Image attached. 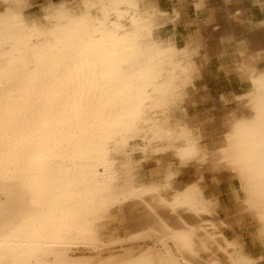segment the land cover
I'll use <instances>...</instances> for the list:
<instances>
[{
    "label": "bare ground",
    "instance_id": "obj_1",
    "mask_svg": "<svg viewBox=\"0 0 264 264\" xmlns=\"http://www.w3.org/2000/svg\"><path fill=\"white\" fill-rule=\"evenodd\" d=\"M215 1L226 31L213 47L191 34L179 48L159 31L198 24L184 0L167 13L155 0L48 1L40 18L26 12L30 0H0V264H257L223 234L202 182L235 176L264 252V24L262 38L238 42L240 13ZM232 43L250 88L240 114L209 116L225 131L212 145L181 101L200 62ZM136 152L156 159L157 174L167 157L175 168L136 183ZM190 167L194 178L176 184ZM130 202L141 207L138 229L104 238L105 221Z\"/></svg>",
    "mask_w": 264,
    "mask_h": 264
},
{
    "label": "rangeland",
    "instance_id": "obj_2",
    "mask_svg": "<svg viewBox=\"0 0 264 264\" xmlns=\"http://www.w3.org/2000/svg\"><path fill=\"white\" fill-rule=\"evenodd\" d=\"M213 1H214V8L216 9V7L219 6V8L221 10L220 4L217 3L215 0H213ZM34 3H37L38 6L32 8V1L30 0V6L26 12L28 13L29 17L40 18L42 16V8L46 5L47 2L42 1V0H40L39 2H36V0H35ZM178 3L179 2L177 0V4L175 6H177ZM208 3H209V0H208ZM194 4H195V2H193V5ZM181 7H183L185 9L184 3H181ZM161 11H163V10H161ZM217 11H219V10H217ZM162 13H167V11H163ZM215 14H216V11L213 10V8H210L208 10V16L205 19H203V20L197 19L198 24L197 23H191V25L192 24L196 25V26L193 25L194 27L191 29H195L197 31L191 32L188 35L192 34L191 36H194V37L199 36L203 40L207 41V43L210 47H213L214 43L216 42V38H218L217 37L218 33L216 31L219 29V27H218L216 31L214 30L215 29L214 26L217 25L215 23L216 22L215 21ZM188 24H190V23H188ZM214 24H216V25H214ZM166 25L167 24H165V26ZM170 25H172V24H170ZM202 25L210 26L212 31L209 28V30H207L206 34L204 33L203 36H201L198 30L200 29V26H202ZM165 26H163L161 28L162 32L159 31V35L161 37H164L165 35L169 34V32H167V31H170V30L163 29ZM179 32L181 34H183V32L181 30H179ZM187 33H188V29H187ZM210 43H213V44L210 45ZM180 46L181 45L178 44L177 47H179V48L184 47V46H181V47ZM216 53L218 54L219 51H216L215 54ZM200 63H202V61ZM199 66H200V64H199ZM192 88H194V86L190 87V89L188 88L189 91H191ZM189 91L187 90V93H186L187 96L185 95V97L181 101L183 110L187 114H189L190 116L197 117L198 119L200 118V121L204 124L205 131L207 133L206 137L209 138L210 144H212V145L218 144L223 139L225 131L217 124L214 125L213 127H210L211 122L209 123V119H208L209 116L213 115L214 111L218 110V109H220V110L222 109L224 111H229L235 115H238L244 109V104H243L244 102L242 101V104H240L241 103L240 101L242 99L236 98L238 103L226 105V101L223 98V96H220L218 98V102H217L215 96L212 97V99H210V97L208 95H206L204 97L209 100V103H207V104L205 103V104L197 106L195 104L194 97H191L193 95V92H189ZM155 160L156 159H154V158L144 157L137 152L135 153L134 165L137 166V168L139 169L138 171L136 170V172H135L136 183L137 182L140 184L147 183V182H150V181L160 177L165 172V169L168 166H170V169H172V170H174V168H175L173 160L170 157H167L164 159V161L162 163V168L160 169L161 173L157 174L158 169L155 166L156 165ZM193 178H194V169H193V167H190L187 170L181 169V171L178 173V175L175 179V182H176V184L183 186L187 182V180L189 181ZM204 180L206 183H210V182H218L219 183V182L223 181V182H225V184H232V185L237 186V189L239 191L238 180L235 178V176L227 174V173L219 175L218 177H216V179H215V176L213 177L211 174L205 173L204 174ZM1 197L2 196L0 195V199H1ZM242 197L243 196H242L240 191H239V194L236 190L232 191V200L234 202L233 203V209H235L238 214L240 213L237 216V218H236V212L231 213L232 222H229L230 219H228V214H230L229 209H227V211L224 210L223 211L224 215L221 216V213L217 209L218 203L215 206L216 211L223 218V221L225 223L223 227L227 229L225 231L223 228V229H221V231L223 232V234L227 238L231 237L233 235H236V234L238 236H240L241 240L237 236H235L233 238H228V239H235L238 242L240 241L242 245H243V242H245L246 243V246H245L246 251H251L252 253H256V252H260V250H261V253L263 255V261L260 264H264V252H263V249L261 247L260 242L257 241V239L255 237L257 225H256L255 220L251 217L250 213L247 210L245 211V209H242L243 208V198ZM207 198H211V200H213L215 198V196L211 195ZM229 206H230L229 202L227 201L226 197H224V203L222 204V208L224 209L225 207H229ZM140 212H141V207L139 205H137L135 202H130L129 204H127L121 212L114 211L113 215L111 216V220H110V218L107 219L102 226L103 237L108 238L111 235H113V236H125V235L137 230L138 228L136 227V222H137V220H139L138 216H139ZM247 212H248V214H247ZM139 223H140V225L145 226V222L143 220L139 221ZM116 231H117V234H114ZM229 232H231V234ZM152 244H153L152 241L146 242V245L151 246ZM250 257H252V256H250ZM252 258H254V257H252Z\"/></svg>",
    "mask_w": 264,
    "mask_h": 264
},
{
    "label": "crops",
    "instance_id": "obj_3",
    "mask_svg": "<svg viewBox=\"0 0 264 264\" xmlns=\"http://www.w3.org/2000/svg\"><path fill=\"white\" fill-rule=\"evenodd\" d=\"M32 1V8L38 6L37 3H34L35 0ZM40 0H36V2H39ZM45 2L53 1V0H42ZM61 1V0H60ZM157 6L159 9L163 11H171L173 6L177 4V0H155ZM259 4V5H258ZM264 0H231L230 4V12L236 13L239 12L240 14L237 16L239 25L233 24L231 25L232 29L234 28L233 32L237 36L238 42L245 41L247 42V39H256L260 37L261 34H259V29L262 24H264ZM185 5V13L186 16L190 21H193L194 19H205L208 16V8H214V1L209 0L208 7L198 10L194 12V6L192 0H184ZM219 11L215 14V23L218 25L219 29L216 31L217 37L224 31H226V28L229 26L226 22V18L223 14V11L220 10L219 7H216ZM223 15V16H222ZM226 23V24H225ZM185 20H181L180 22L176 23L175 25L167 24L163 29H168L170 31L167 36H173L176 45L180 44L181 46L185 45V41L187 38V35L191 32L197 31L193 28L195 24H188ZM225 24V25H224ZM241 25V26H240ZM196 26V25H195ZM226 26V28H225ZM238 26V27H237ZM237 27V28H236ZM242 27V28H241ZM211 29L210 26L202 25L200 26V29L198 30L200 35L203 36V34L207 32V30ZM188 29V33H187ZM225 29V30H224ZM243 29V30H242ZM181 30L183 34L179 32ZM212 31V29H211ZM247 32V33H246ZM241 35V36H240ZM163 37V38H165ZM240 37V38H239ZM217 40V38H216ZM213 43H210L212 45ZM180 46V47H181ZM235 43H232L231 45H227L226 47V53L219 57L218 54H210V58L207 61H203L200 63V69H199V76L194 80V88H192L191 91L193 92V95L191 97H194L195 104L197 106L202 104L209 103V100L206 99L204 96L208 95L210 99L215 96L216 101L218 102V98L220 96H223V98L226 101L227 104H233L238 103L236 98L238 96H243L246 92L249 90L250 84L247 82L245 83L243 80L235 71H234V65L236 56H235ZM264 46V42H263ZM264 57V53H263ZM230 64V65H229ZM264 66V61L261 64ZM201 73V74H200ZM236 73V74H235ZM248 84V85H247ZM248 89V90H247ZM202 185L204 186V194L209 197L211 195H214L217 199L218 203V211L221 213V216H223V211H227V209L230 210V214H228L229 222H232L231 219V213L236 212L235 209H233V200H232V191L237 189V186L232 184H225V182H210L206 183L205 180L202 182ZM239 194V192H238ZM228 195V196H227ZM224 197H226L227 201L229 202L230 206L222 208V204L224 203ZM239 214L236 212V218ZM226 231L227 229L224 228ZM229 231V230H228ZM231 234V232H229ZM239 237L237 234L233 235L228 238L233 237ZM241 240V238H240ZM244 250L246 243L243 242ZM250 256L254 258H259L257 264H260L263 261V255L260 252L252 253L251 251H246Z\"/></svg>",
    "mask_w": 264,
    "mask_h": 264
},
{
    "label": "trees",
    "instance_id": "obj_4",
    "mask_svg": "<svg viewBox=\"0 0 264 264\" xmlns=\"http://www.w3.org/2000/svg\"><path fill=\"white\" fill-rule=\"evenodd\" d=\"M54 2H58L59 0H53Z\"/></svg>",
    "mask_w": 264,
    "mask_h": 264
}]
</instances>
